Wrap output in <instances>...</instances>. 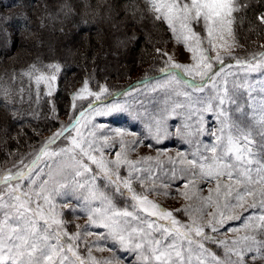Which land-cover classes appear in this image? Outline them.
<instances>
[{"label":"snow or ice","instance_id":"6c2138e0","mask_svg":"<svg viewBox=\"0 0 264 264\" xmlns=\"http://www.w3.org/2000/svg\"><path fill=\"white\" fill-rule=\"evenodd\" d=\"M248 7L245 0H52L44 4L41 29L53 26L55 30V22L63 25L77 16L85 25L103 23L111 31L143 25L149 19L166 24L190 54L191 63H177L167 52L155 49L166 57V67L160 71L167 78L152 91H163L165 107L160 112L145 110L146 127L156 143L175 135L191 151L166 160L160 158L166 156L162 151L156 157L132 159L130 153L139 140H126L130 133L119 129L111 136H98L90 119L126 107H96L103 104L108 88L92 91L85 80L73 95L71 108L75 113L76 101L88 100L87 109L38 149L22 154L12 168L0 170V264H120V258L94 255L105 250L129 254L130 264H264V78L252 79L253 74L264 73V52L244 58L235 55L242 47L236 26L243 18L238 14ZM13 19L0 16V25L7 26ZM255 19L264 26V13ZM24 26L31 32L27 21ZM138 40L134 33L125 32L118 44ZM36 42L43 44V39L37 35ZM226 58L234 61L229 71L223 67ZM233 67L236 71H231ZM174 70L190 77L191 83ZM61 71L59 63L43 64L38 56L19 77L34 86L39 102L41 85L51 96ZM12 79H17L15 73ZM24 92L21 85L20 101ZM10 97V89L0 86V100L8 104ZM181 114L183 123L170 131L168 118ZM206 115L213 119L212 127ZM205 136L209 140L202 139ZM58 141L67 143L53 147ZM177 180L183 182L178 194L188 203L176 211L185 212L187 222L150 199L170 196L171 182ZM197 180L214 184L207 196L201 194ZM192 201L199 207L193 208ZM65 210L86 216L87 223L70 232ZM231 221L241 225L225 229ZM221 229L234 238L219 239ZM93 236L96 239L89 241ZM100 241H110L111 247Z\"/></svg>","mask_w":264,"mask_h":264},{"label":"trees","instance_id":"16d2710c","mask_svg":"<svg viewBox=\"0 0 264 264\" xmlns=\"http://www.w3.org/2000/svg\"><path fill=\"white\" fill-rule=\"evenodd\" d=\"M51 2L52 0H0V16L15 17L7 26L0 25L3 29L0 35V41H2L0 44L2 45L0 46V86L10 89L12 100L8 104L0 100V129L8 132V137L2 138L3 143L0 141V169L12 168L11 164H14L22 154L38 149L49 135L59 130L61 126L68 125L74 115H78L79 111L87 108H79L75 113L71 109L72 97L83 86L85 80L89 82L93 91L99 90L101 83L110 82L108 93H114L112 95L115 96L136 82L156 77L155 72L163 66L160 61L161 56L158 55L157 58L155 56L157 55L155 49L166 45L169 39L168 29L166 24L150 19L143 25L118 31L123 32L122 34L127 32L129 36L134 33L139 37L138 41L125 46L123 54L118 58L109 53L107 46L109 42L106 38L109 30L106 28L108 33H104L103 28L107 25L103 23L85 25L79 16L64 23L76 29L75 35L71 36L72 45L76 46L74 55L68 58L62 50L57 53H49L44 49V51L35 50L37 35L42 38L44 33L40 28V19L45 11L44 4H51ZM245 2L249 4V7L238 14L243 18V23L238 22L236 26L242 50L235 55L241 58L249 57L252 53L264 52V47H262L264 46V26L259 25L255 19L257 15L264 13V0H245ZM26 21L31 32L24 26ZM58 23L60 25V22H56ZM51 28L53 26L46 28V31ZM59 31L58 29L57 33ZM52 34H56V30H53ZM119 39L123 40L124 37L120 35ZM103 45L108 55L104 53L105 56L97 60L104 51ZM38 56L43 64L56 62L62 67L51 96L46 95L47 88L41 85L39 102L36 101L34 86L30 87L26 78L19 77L20 72L36 61ZM108 56L109 61H107ZM113 58L123 60L120 61L123 64L118 67L120 63L117 64ZM124 64L125 68H123ZM140 65L148 66L150 71L144 70L138 78H131L134 69L139 68ZM38 66L42 67L39 62ZM14 73L17 76L15 81L12 79ZM21 85L25 89L23 101H20L18 95ZM30 95L31 100L28 99ZM13 113L16 114L15 119L12 118ZM63 118L64 121L68 120L61 123L60 120ZM58 142L53 147L59 146ZM160 204L168 208L166 202H160ZM65 219L69 218L65 216ZM179 219L187 222L188 217L184 216ZM107 242L111 247L110 241ZM217 250L220 251V249ZM113 253L115 257L120 258V261L130 264L131 259L128 254L118 251Z\"/></svg>","mask_w":264,"mask_h":264},{"label":"rangeland","instance_id":"374dc122","mask_svg":"<svg viewBox=\"0 0 264 264\" xmlns=\"http://www.w3.org/2000/svg\"><path fill=\"white\" fill-rule=\"evenodd\" d=\"M54 26H55L56 34H52L53 28H51V30L47 29V31H46V28L43 29L44 33L42 34V39H43L44 43L38 44L36 42L34 44L35 50L36 49L37 50L38 49H42V50L44 49L46 52H49V53H53V52L57 53L58 51L62 50V53L63 54L65 53L66 57L70 58L72 55H74V53L76 51V46L72 45L73 41H71V36L75 35L76 29L71 25H67V24L64 25L63 24L62 25L63 31H59V33H57L58 29H60L61 24L59 25V23L56 24V22H55ZM103 28H104V33H108V30H109V33L106 35L107 41L109 42L107 44V46L109 48V53L113 56L115 55V58L120 57L124 52L125 45L118 44V40H120L119 39L120 35L124 37V34H122L123 32L121 33L118 31H111L109 29L108 25L106 27H103ZM106 28H108L107 31H106ZM196 30L201 31V29L199 27H197ZM2 33H3L2 30H0V35H2ZM168 34H169V39L166 42V45L160 49L163 52H167L169 55H171L173 61H175L177 63H181V64L191 63L190 54L185 50L183 44L178 43L173 38L172 33L169 31V29H168ZM201 34H203V33H201ZM1 43H2V41H0V44ZM127 45L129 46L130 44L127 43L126 46ZM0 46H2V45H0ZM102 48L104 51L100 56H98L97 60H99V58H101V56L104 57L105 56L104 53H107V55H108V52L106 51L104 45L102 46ZM241 50H242V47L237 48L235 50V53H240ZM155 54H157V53H155ZM155 56L157 58L158 54ZM51 57H53V56H51ZM109 60H110V58L108 56L107 61H109ZM165 60H166V57L161 56L160 61H161V64H163L162 68L166 67ZM113 61H115L118 64V63H120V61H123V60L113 58ZM121 64H123V63H120V65L118 67H120ZM232 64H234V61L231 60L230 58H226L225 64L223 66L225 71H229L228 66L232 65ZM112 66H113V64H112ZM125 66L126 65L124 64L123 68H125ZM216 67L219 68L220 65H217ZM148 68H149L148 66L140 65L139 68L134 69V73L132 74L131 78L132 77H133V79L138 78L139 75H141V72L144 70H147ZM160 69H158L155 72L156 75H154V76H156V77L146 81L144 84H141V86L135 87V88L132 87L131 89L126 90L125 92H123L119 95H116V96L112 95L114 93H110V94L106 93V94H104V96L102 98L103 104H96V107H100V108H103V105H106V104H121V105H124L126 107L125 111L113 112V113L105 114V115H92V116H90L92 124L96 126L98 136H101V135L111 136L115 132V130L119 129L121 131L130 133V135L125 136L126 140H129V141L139 140L140 141V143L135 147V151L130 153V157L132 159H138L142 156L156 157L157 152L162 151V152L166 153V156H161L160 158L162 160H166L167 156H173L174 157L178 152L190 153V151H191V147L187 143H185L184 140L180 137H177L175 135H171L167 139H165L162 143H156V141L154 139H152L150 134L148 133V130L146 127V117L144 115L145 110H147L148 112H160L161 109H163L165 107V99H164L163 91H156V92L152 91L153 86L156 85L158 81H164L167 78V74L162 73L160 71ZM174 71L177 72V74L179 75V77L182 80H185V81H188L189 83H191L190 77L185 76L182 72H180V70H174ZM231 71H236V68L235 67L231 68ZM259 78H264V73H257V74H253V76H252V79H259ZM101 84H102L101 86H106L107 88L110 87V82H108V83L104 82ZM55 86H56V82L54 84V89H55ZM89 87H90V84H89ZM91 88L92 87H90V90H92ZM96 91H99V90H96ZM124 93H127V95H125ZM89 99H91V98H89ZM173 99H175V97H173ZM88 102H89L88 100H85V101L77 100L76 101V104H77L76 110L79 108L87 107ZM170 103H171V101H169V104ZM88 111L92 112L93 110H88ZM183 119L184 118H183L182 114L169 117L167 120V124L169 126L170 131L174 132L175 127H178L183 123ZM67 120L68 119H66L64 121V118H63L60 121H61V123H64ZM205 120H206V123L208 124L209 127L213 126V119L211 117L206 115ZM51 136L52 135H49L47 137V139ZM7 137H8L7 130L0 129V141L2 142L3 139H6ZM202 139L207 141V140H209V137L205 136V137H202ZM58 143H60V145L57 147H63V146H65V144L67 142L65 141L63 143H61V142H58ZM113 151H115V150H113ZM11 165H13V164H11ZM11 165L9 167H11ZM168 167H169V165L166 164L165 170H167ZM3 169H6V167ZM0 170H2V169H0ZM161 178L165 181L169 180L168 176H162ZM171 183H172V187L170 189V192H171L170 196L165 197V196L152 195V196H150V199H154L158 203H160V202L165 203L166 202L168 208H166V207H164V208L173 211L177 218H184V216L188 217L185 214V212L176 211L177 209L184 208L185 204L188 203L178 194V189L180 191L183 190V182L177 180V181H172ZM197 186L199 189H201V194L204 196H207L208 195V189L213 188L214 184L205 183V182L197 180ZM191 203L193 205V208L199 207V202L192 201ZM193 214L196 215L197 213L193 212ZM244 215L246 216V215H248V213H244ZM64 216H67L69 218L68 219V221H69L68 230L70 232L76 231V225L77 224L83 226L87 223V217L84 215L72 213V212L65 210ZM205 219H207V217H205ZM240 225H241V221H231L227 225H225V229L236 228V227H239ZM225 229H221V234L218 236V238L219 239H225V238L232 239V238H234L233 234L231 232L225 231ZM91 230L92 231H103L100 229H91ZM95 239H96L95 236L88 238L89 241H92ZM100 243L108 245L107 241H100ZM209 247H211L214 251H216L217 254H221V250L220 251L217 250L214 245H209ZM213 247H215V248H213ZM113 254L114 253L112 251H109V250H105L103 252H94V255H96L99 258L115 257ZM128 257L131 259V256L129 254H128ZM120 264H127V263L125 261H120Z\"/></svg>","mask_w":264,"mask_h":264}]
</instances>
